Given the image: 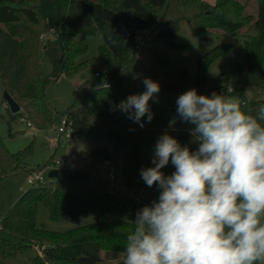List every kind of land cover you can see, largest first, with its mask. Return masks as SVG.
<instances>
[{
	"label": "trees",
	"instance_id": "obj_1",
	"mask_svg": "<svg viewBox=\"0 0 264 264\" xmlns=\"http://www.w3.org/2000/svg\"><path fill=\"white\" fill-rule=\"evenodd\" d=\"M257 2L259 11L254 17L244 14L246 3L241 0H217L215 3L207 0H0V23L10 24L7 29L0 27V82L3 92L12 95L21 106L19 112L12 113L6 105L13 115H26L34 124L45 125L50 109L46 86L63 72L74 77L86 67L103 61L111 78L110 85L99 84L74 94L66 112L72 119L70 136L84 137L94 146L87 152L72 151L71 156L61 162L56 186L45 183L30 186L14 202L4 215L2 228L22 242L1 239L11 246L10 251L4 244L0 246L2 253L17 255L35 242H50L42 255L31 258L33 264H123L120 255L124 254L133 222L102 220L65 231L50 230L36 222L39 203L46 205L54 220L64 214L78 217L87 211L105 215L126 210L127 202L121 201L113 191L100 192L81 184L86 179L110 183L116 163H121L128 188L136 184L142 188L147 186L140 170L152 166L157 137L151 125L158 121L172 123L179 118L177 107L149 102L154 117L141 128L127 120L125 113L112 110L113 105L139 93L116 85L115 80L148 37L165 41L171 47L187 49L188 45L177 36L182 20L188 21L198 37H204L210 28L231 34L245 27L253 28L255 33L245 35L244 62H236L231 71L211 77L212 64L225 58L230 50L228 44L217 45L198 58L196 74L181 68L173 81L161 80L165 74L162 72L155 73L151 79L161 88H195L205 95L216 92L226 98H237L243 110L255 114L264 104V0ZM54 25L62 28L59 35L62 52L56 57L52 55L55 69L53 76L46 77L40 57L42 50L50 51L51 46L42 44L41 35ZM96 33L102 38L99 56L76 60L88 51V43L78 37ZM153 53L154 62L169 64L167 56L158 50ZM249 90L258 92L250 97ZM169 135L176 139L191 136L176 129ZM197 147L190 149L195 151ZM30 152L31 145L11 151L0 133V178L25 169V157ZM52 162L48 160L40 165L38 171ZM26 240L30 244L23 242ZM106 259H110L108 263ZM0 264L10 263L0 259Z\"/></svg>",
	"mask_w": 264,
	"mask_h": 264
},
{
	"label": "clouds",
	"instance_id": "obj_2",
	"mask_svg": "<svg viewBox=\"0 0 264 264\" xmlns=\"http://www.w3.org/2000/svg\"><path fill=\"white\" fill-rule=\"evenodd\" d=\"M142 83L112 107L141 128L160 93L150 77ZM176 105L198 147L167 132L157 139L140 175L158 200L137 210L123 264H264V104L253 114L237 98L191 88ZM169 163L175 171L165 175Z\"/></svg>",
	"mask_w": 264,
	"mask_h": 264
},
{
	"label": "rangeland",
	"instance_id": "obj_3",
	"mask_svg": "<svg viewBox=\"0 0 264 264\" xmlns=\"http://www.w3.org/2000/svg\"><path fill=\"white\" fill-rule=\"evenodd\" d=\"M211 3L217 0H207ZM246 3L244 14H251L254 17L258 15L259 7L257 0H241ZM29 2H26L28 4ZM23 4L19 5L22 6ZM0 27L7 29L10 24L0 23ZM44 32V31H42ZM255 33V30L243 28L239 33L231 34L222 29L210 28L204 37H198L194 34L190 24L187 20L180 22L177 30V36L181 38L187 45V49H179L168 46L165 41H156L152 37H148L140 49L135 50L132 59L127 66L122 70L115 84L125 86L131 90L139 93L144 91L142 83L145 77H152L155 73H165L161 80L170 82L175 80L176 72L181 68H186L191 74L197 73V60L200 56L210 51L217 45H230V50L225 58L216 60L209 69L211 77L218 76L221 72L231 71L233 64L236 62H244L245 48L244 39L248 33ZM45 37L41 40L42 44L51 46L50 51L42 50L41 52V69L46 77L53 76L54 72V57L62 52L59 35L62 33V28L59 25H54L53 30L49 27L46 29ZM80 40L88 43V51L76 57V60H83L85 58H94L99 56V46L102 42L99 33L92 35H82L78 37ZM158 50L169 58V64L164 65L154 62L153 52ZM107 66L102 63H97L94 66H88L83 69L78 75L72 77L65 72L61 73L58 78L50 82L45 89L46 96L50 103L48 112L49 121L45 125H37L33 120L26 115L28 120H31L33 126H28L26 121L21 119L20 115H13L6 109L7 102L3 98V86L0 82V133L4 137L6 144L11 151H20L31 145V152L25 157L27 166L15 172H9L0 178V221L3 224L4 215L14 202L25 193L30 184L28 178L31 173L40 169V165H45L46 162H62L67 157L71 156L73 152H87L91 150L94 144L84 137L73 138L68 133H59L57 131L58 123L66 112L68 111L74 94L84 91L88 88L99 85L102 77L96 76L97 71H105ZM111 80V79H110ZM191 88L184 89H166L160 87V93L154 104L167 107H177L176 99L183 92ZM198 91V90H197ZM258 90H249V96H253ZM199 94H202L198 91ZM127 120H129L126 117ZM146 124V123H145ZM194 127L176 118L172 123L166 121H158L151 125L157 139L167 132L169 134L172 130H178L184 134H189V129ZM181 145H188L190 148L196 147L198 144L193 143V138L180 137L177 139ZM33 148V149H32ZM57 168L61 166L59 163ZM111 174V182L105 183L96 179L82 180L81 184L88 188L96 189L100 192L113 191L117 194L119 199L127 202L128 208L126 210H119L111 214H101L96 211H87L78 217H72L69 214H64L59 219H52L50 212L43 202L39 203L37 209L36 222L38 225H44L50 230L65 231L70 228L82 226L88 223L107 221H134L137 210L144 205L150 204L153 200H158L159 189L154 185L153 187L146 186L142 188L139 184L132 188H128L124 182L121 163L113 164ZM162 171L165 175H170L175 171L174 166L169 163ZM45 177V185L56 186L57 179L48 177V171L44 168L42 170ZM142 197L144 200L136 205V198ZM1 239H7L12 243L19 244L22 242L21 238L13 235L6 229H0V246L3 244L7 251L11 250L10 245H6ZM25 244H30L29 241H23ZM36 243V244H35ZM31 247L24 252L11 255L2 253L0 248V259L10 264H33L31 258L37 254V244H49L50 242H35ZM105 256V252L102 251ZM124 259V254L120 255ZM110 259H106L108 263Z\"/></svg>",
	"mask_w": 264,
	"mask_h": 264
},
{
	"label": "built area",
	"instance_id": "obj_4",
	"mask_svg": "<svg viewBox=\"0 0 264 264\" xmlns=\"http://www.w3.org/2000/svg\"><path fill=\"white\" fill-rule=\"evenodd\" d=\"M51 30H53V28H50ZM45 34L46 33H43L41 35V39H43L45 37ZM140 47V44L137 45V48ZM96 76L98 77H102V81H103V84L104 85H110L111 83V78H110V73L108 70H105V71H97L96 72ZM21 119L23 121H26L28 126H33V123L31 120H28L27 117L25 116H21ZM146 126V125H145ZM144 126V127H145ZM57 131L59 133H68V134H71L72 131H73V127H72V119L68 116V115H64L63 117H61L59 123H58V127H57ZM61 164V162H52V163H49L45 166V169L47 171H50L51 169H54V168H57L56 165L58 164ZM28 183L30 184V186H33V185H38V184H44L45 183V177H44V174L42 171H35L34 173H31L29 178H28ZM144 199L142 197H137L136 198V205L135 207H138L139 206V203L141 201H143ZM2 223L0 221V229H2ZM36 244V243H35ZM48 246V244H43L40 245V244H37L36 246V250H37V254H40L42 255L45 248Z\"/></svg>",
	"mask_w": 264,
	"mask_h": 264
},
{
	"label": "water",
	"instance_id": "obj_5",
	"mask_svg": "<svg viewBox=\"0 0 264 264\" xmlns=\"http://www.w3.org/2000/svg\"><path fill=\"white\" fill-rule=\"evenodd\" d=\"M99 84H103V81L101 80ZM3 98L7 102L8 107L10 108L12 113H17L20 111L21 106L12 95H10L8 92H3ZM59 172V168L51 169L50 171H48V177L57 178L59 177Z\"/></svg>",
	"mask_w": 264,
	"mask_h": 264
},
{
	"label": "crops",
	"instance_id": "obj_6",
	"mask_svg": "<svg viewBox=\"0 0 264 264\" xmlns=\"http://www.w3.org/2000/svg\"><path fill=\"white\" fill-rule=\"evenodd\" d=\"M249 1V0H248ZM100 83V82H99Z\"/></svg>",
	"mask_w": 264,
	"mask_h": 264
}]
</instances>
